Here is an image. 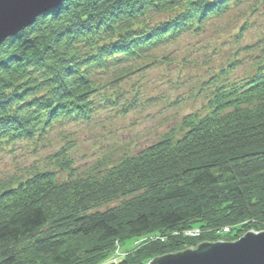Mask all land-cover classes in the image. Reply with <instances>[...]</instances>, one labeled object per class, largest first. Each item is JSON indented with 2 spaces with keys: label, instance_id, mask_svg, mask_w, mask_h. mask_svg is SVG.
<instances>
[{
  "label": "trees",
  "instance_id": "16d2710c",
  "mask_svg": "<svg viewBox=\"0 0 264 264\" xmlns=\"http://www.w3.org/2000/svg\"><path fill=\"white\" fill-rule=\"evenodd\" d=\"M237 1L64 0L41 14L0 45V149L91 118L94 68L202 28ZM212 95L209 114L186 116L178 139L154 142L98 177L77 176L63 148L54 159L68 179L34 167L0 184V264H143L200 240L263 230L264 68ZM115 197L119 204L99 210ZM193 228L202 234H184ZM141 237L137 250L107 262L117 240Z\"/></svg>",
  "mask_w": 264,
  "mask_h": 264
},
{
  "label": "rangeland",
  "instance_id": "374dc122",
  "mask_svg": "<svg viewBox=\"0 0 264 264\" xmlns=\"http://www.w3.org/2000/svg\"><path fill=\"white\" fill-rule=\"evenodd\" d=\"M164 40L140 57L111 58L105 67L93 69L98 109L91 118L63 120L35 139L4 144L0 149V184L17 183L34 167L56 171L59 181L68 179L54 159L63 148L77 176L98 177L154 142L178 139L187 131L183 128L186 116L209 114L208 100L216 88L242 83L264 68V0H238L222 16L208 18L202 28L194 26L177 38ZM120 201L115 197L99 210ZM263 230L254 227L249 231ZM184 234L195 237L190 232ZM144 239L117 240L107 262L127 257ZM168 253L174 252L157 256Z\"/></svg>",
  "mask_w": 264,
  "mask_h": 264
},
{
  "label": "water",
  "instance_id": "95a60500",
  "mask_svg": "<svg viewBox=\"0 0 264 264\" xmlns=\"http://www.w3.org/2000/svg\"><path fill=\"white\" fill-rule=\"evenodd\" d=\"M63 1L58 0V6ZM0 8L5 22L4 34L0 35V45L7 38L32 25L37 17L45 13L35 16L24 14L17 6L16 0H2ZM149 264H264V230L258 233L247 231L235 242L203 241L195 249L187 248L155 256Z\"/></svg>",
  "mask_w": 264,
  "mask_h": 264
},
{
  "label": "snow or ice",
  "instance_id": "6c2138e0",
  "mask_svg": "<svg viewBox=\"0 0 264 264\" xmlns=\"http://www.w3.org/2000/svg\"><path fill=\"white\" fill-rule=\"evenodd\" d=\"M0 3H2V0H0ZM16 3L22 13L32 16L47 12L58 6V0H16ZM4 27L3 11L0 8V35L4 34Z\"/></svg>",
  "mask_w": 264,
  "mask_h": 264
},
{
  "label": "bare ground",
  "instance_id": "6f19581e",
  "mask_svg": "<svg viewBox=\"0 0 264 264\" xmlns=\"http://www.w3.org/2000/svg\"><path fill=\"white\" fill-rule=\"evenodd\" d=\"M231 231L230 227H224L223 228V232L224 233H229ZM185 232H190V233H193V235L196 237L197 235H201L202 231L199 229V228H193V229H189V230H186ZM221 242H228V240H225L223 238H221L220 240ZM230 242V240H229ZM118 255L115 253V256ZM119 261V260H118ZM117 262V261H116ZM115 262V263H116Z\"/></svg>",
  "mask_w": 264,
  "mask_h": 264
},
{
  "label": "built area",
  "instance_id": "2783aa9c",
  "mask_svg": "<svg viewBox=\"0 0 264 264\" xmlns=\"http://www.w3.org/2000/svg\"><path fill=\"white\" fill-rule=\"evenodd\" d=\"M117 261V258L116 259H113V262H116Z\"/></svg>",
  "mask_w": 264,
  "mask_h": 264
}]
</instances>
